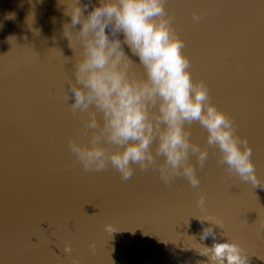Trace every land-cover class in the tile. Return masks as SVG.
<instances>
[{"label": "water", "instance_id": "95a60500", "mask_svg": "<svg viewBox=\"0 0 264 264\" xmlns=\"http://www.w3.org/2000/svg\"><path fill=\"white\" fill-rule=\"evenodd\" d=\"M66 3L0 0V264H198L206 257L194 248L214 240L238 244L248 264H264V0L166 2L193 80L206 83L210 102L247 138L259 181L254 186L217 165L218 150L194 122L186 125L190 139L209 152L203 168L189 158L199 189L182 177L165 186L156 169L133 166L128 181L110 165L85 172L69 151L82 123L65 100L79 54L63 36ZM86 3L91 11L97 0H80ZM123 48L130 72L143 76L138 57ZM200 193L223 221L204 240ZM66 245L71 256L62 252Z\"/></svg>", "mask_w": 264, "mask_h": 264}, {"label": "clouds", "instance_id": "9594fccd", "mask_svg": "<svg viewBox=\"0 0 264 264\" xmlns=\"http://www.w3.org/2000/svg\"><path fill=\"white\" fill-rule=\"evenodd\" d=\"M166 2L97 0L91 11L80 0L64 4L63 14L70 22L63 25V36L70 48L74 42L79 46L72 60L74 79L68 80L71 96L65 93V100L71 99L69 111L82 123L77 136L68 140L69 151L85 172H101L110 165L128 181L133 166L156 169L165 186L182 177L199 189L201 181L189 158L195 155L203 168L211 147L219 152L217 165L226 166L228 174L259 185L247 138L237 135L234 120L210 102L206 83L193 80L191 62L182 51L185 42L173 27ZM192 19L201 17L193 13ZM124 45L138 57L143 76L130 72L132 61ZM194 122L207 131L208 147L190 139L186 125ZM196 203L202 213L196 218L202 224L207 221L201 240L214 237L212 226L222 228L223 221L208 212L203 193ZM112 228L109 224L104 230ZM88 247L95 254V243ZM194 249L206 257L198 264H248L244 250L227 240ZM62 252L71 256L73 249L66 245ZM71 264L79 261L72 259Z\"/></svg>", "mask_w": 264, "mask_h": 264}]
</instances>
